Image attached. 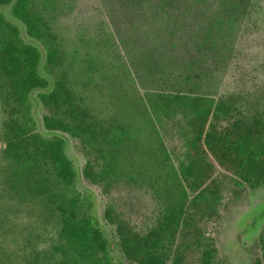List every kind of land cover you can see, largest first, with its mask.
I'll return each mask as SVG.
<instances>
[{
  "label": "trees",
  "instance_id": "1",
  "mask_svg": "<svg viewBox=\"0 0 264 264\" xmlns=\"http://www.w3.org/2000/svg\"><path fill=\"white\" fill-rule=\"evenodd\" d=\"M6 5H12L13 16L26 25L29 35L44 39L46 63L54 69L63 59L56 37H49L45 9L38 0H0V7ZM41 60L40 49L27 43L19 27L0 13L7 183L20 200L31 198L44 205L56 234L46 248L28 239L25 264H115L112 241L91 212L92 202L76 187L78 174L66 153V140L36 130L31 99L35 90L44 127L69 135L85 154L83 176L108 197L104 215L128 262L225 264L216 238L207 236L201 223L207 215L220 216L221 189L230 180L252 189L264 187V112L244 113L236 99L233 103L194 90L193 85H201L193 78L201 74L185 69L167 74V79L165 71H151V83L157 86L134 99V109L124 119L103 118L65 75L55 77L48 89ZM172 134L181 138L179 150L171 144ZM139 182L159 200L153 221L146 216L138 222L134 203L115 194L121 183ZM261 242L264 246V232Z\"/></svg>",
  "mask_w": 264,
  "mask_h": 264
},
{
  "label": "rangeland",
  "instance_id": "2",
  "mask_svg": "<svg viewBox=\"0 0 264 264\" xmlns=\"http://www.w3.org/2000/svg\"><path fill=\"white\" fill-rule=\"evenodd\" d=\"M239 2L38 0L46 11L49 37L55 36L61 49L63 60L54 69L46 63L44 39L28 34L26 25L13 16L12 5L1 6L0 13L19 27L27 43L40 49V69L50 80L48 89L53 87L55 77L65 75L103 118L124 119L134 109L133 100L145 97L151 87L157 86L151 83V71L158 75L165 71V78L185 69L201 74L202 78H193L201 85H193L194 90L217 99L230 98L233 103L236 99L244 113L254 115L256 111L264 112V0H246L242 8H235ZM174 29L179 30L177 35ZM38 91L31 94L36 130L48 137H64L66 153L78 174L76 187L90 199L91 212L112 241L110 254L114 263L132 264L117 248L114 229L105 218L108 197L100 186L83 176L87 158L79 143L67 134L44 127ZM5 119L0 103V264H25L30 251L25 245L28 239L46 248L56 234L44 205L31 198L20 200L7 183L9 165L3 157ZM170 140L178 150L182 147L177 134H172ZM115 194L134 203L138 222L146 216L153 221L158 214L159 200L141 182L132 186L121 183ZM220 194V216H205L203 231L216 238L225 264H264V187L252 189L244 182L234 184L230 180Z\"/></svg>",
  "mask_w": 264,
  "mask_h": 264
}]
</instances>
